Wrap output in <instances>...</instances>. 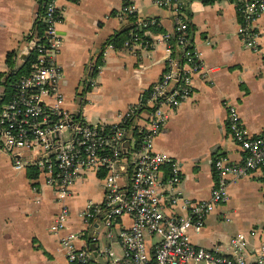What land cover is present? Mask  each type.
Masks as SVG:
<instances>
[{"label":"crops","instance_id":"0c3cea01","mask_svg":"<svg viewBox=\"0 0 264 264\" xmlns=\"http://www.w3.org/2000/svg\"><path fill=\"white\" fill-rule=\"evenodd\" d=\"M125 1L136 3L144 16L155 19L161 30L149 29L150 33H172L171 10L156 6L152 0H58L61 20L57 31L62 43L57 61L63 71V105L80 111L91 123L116 122L119 112L137 100L164 65L161 40L150 48L134 49L105 43L125 23L117 15ZM39 6L38 0H0V71L8 67L9 51L14 54L15 65L21 63L20 43L33 26ZM182 12L190 39L205 65V75L192 76L190 94L167 118L153 148L178 160L181 177L176 193L199 199L209 195L214 157L223 155L239 161L243 155L226 128L224 101L235 105L248 134L264 130V53L243 46L237 32L238 17L229 1L185 0ZM254 26L258 42L264 45V12L254 20ZM99 57L101 64L93 74ZM88 83L89 89H85ZM29 167H15L11 156L0 147V264H70L57 236L49 231L59 202L44 175L37 170L36 175H30ZM93 186L97 192L90 195ZM226 189L228 198L212 207L201 230L189 231V238L193 244L227 252L229 237L241 232L243 253L252 260L255 249L264 252L263 171L251 170L229 181ZM102 195L99 173L86 170L66 198L68 229L78 232V246L88 244L90 238L80 211L88 199L99 201ZM165 210L183 212L178 203L166 205ZM130 221V216L122 215L113 226ZM112 238L120 252L116 235Z\"/></svg>","mask_w":264,"mask_h":264},{"label":"built area","instance_id":"2783aa9c","mask_svg":"<svg viewBox=\"0 0 264 264\" xmlns=\"http://www.w3.org/2000/svg\"><path fill=\"white\" fill-rule=\"evenodd\" d=\"M33 26L19 47L21 63L35 52L29 71L12 81H0V147L17 168L35 167L53 190L59 209L49 224L65 250L70 264H264L262 248L246 259L244 235L236 232L227 243V252L193 244L189 231L199 232L206 214L228 198L229 181L254 169L263 171L264 130L250 135L242 126L235 105L224 101L225 125L242 150L239 161L223 155L212 160L214 180L206 198L190 199L178 195L175 185L181 177L178 160L153 148L154 138L177 104L191 92L194 74L205 75L200 52L189 36L188 22L181 16L185 0H152L171 10V34L155 35L147 25L156 23L144 16L136 3L125 1L117 15L133 24L122 46L150 48L155 41L164 44V65L158 78L144 88L136 101L121 112L116 122H88L82 113L63 105L60 90L62 66L57 61L62 38L57 31L61 20L58 0H38ZM238 17L237 32L244 47L264 53L258 42L254 20L264 12V0H227ZM128 15H132V18ZM43 24V37L38 24ZM17 51V50H16ZM20 63V64H21ZM15 65V66H19ZM7 67L3 71H8ZM2 80V78H1ZM92 82V81H91ZM9 94V95H8ZM86 170L99 173L103 195L88 199L80 211L90 231L89 243L78 246V232L68 229L70 209L66 203L73 186ZM183 212L166 211L176 205ZM122 215L129 224H118L116 238L120 253L98 242L102 224L112 227ZM112 238V232H107ZM151 237H154L151 239ZM95 250V253H94ZM105 255L102 262L97 257Z\"/></svg>","mask_w":264,"mask_h":264},{"label":"trees","instance_id":"16d2710c","mask_svg":"<svg viewBox=\"0 0 264 264\" xmlns=\"http://www.w3.org/2000/svg\"><path fill=\"white\" fill-rule=\"evenodd\" d=\"M205 1V0H204ZM183 14V12H181ZM132 18V15H128ZM183 16V15H182ZM134 25L130 23H124L122 27H120L118 30H115L113 33L110 34V36L107 38L105 43L111 44L114 47H120L123 44V41L128 37V32L130 28H133ZM189 27V26H188ZM148 29H152L153 31H158L161 30V27L157 26L156 23H152L147 25ZM38 29V35L42 38L43 37V24L40 23L37 26ZM170 39L173 41L174 40V35H170ZM14 54L12 51L7 52L6 55V64L9 67L8 71H0V81H3V79L6 82V87L8 88V84L11 83L12 81H15L18 79L21 75L26 74L29 71L31 61L34 60L35 57V52H31L28 56H26V59L19 65L15 66V61H14ZM101 64V58L99 57L94 65L93 69V74L97 72L98 70V65ZM2 78V80H1ZM90 84L88 83L85 86V89H89ZM9 95V94H8ZM31 168L28 173L30 175H36L37 171L35 167H29ZM29 170V169H28Z\"/></svg>","mask_w":264,"mask_h":264},{"label":"rangeland","instance_id":"374dc122","mask_svg":"<svg viewBox=\"0 0 264 264\" xmlns=\"http://www.w3.org/2000/svg\"><path fill=\"white\" fill-rule=\"evenodd\" d=\"M90 192H91L90 195L95 194L97 192V188L95 186L91 187ZM96 195H94V196H96ZM99 229H100V231L98 233V240H99V244L101 245L100 247L102 249H104L106 247V245H108L110 243V244H112V247H113L112 249H114L117 254L120 253L116 239L115 238H109L106 235L107 232H112V234L116 235L118 228L115 226L108 227V226L102 224ZM105 258H106L105 255H101V256L97 257V261L102 262Z\"/></svg>","mask_w":264,"mask_h":264},{"label":"water","instance_id":"95a60500","mask_svg":"<svg viewBox=\"0 0 264 264\" xmlns=\"http://www.w3.org/2000/svg\"><path fill=\"white\" fill-rule=\"evenodd\" d=\"M24 55H25L24 52H21L20 56L23 57ZM89 247L94 249L95 248V243L94 242H90L89 243ZM94 253H95V250H94Z\"/></svg>","mask_w":264,"mask_h":264}]
</instances>
